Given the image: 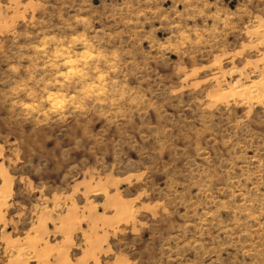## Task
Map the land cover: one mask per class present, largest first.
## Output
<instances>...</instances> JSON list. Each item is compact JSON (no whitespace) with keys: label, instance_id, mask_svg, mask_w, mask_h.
Listing matches in <instances>:
<instances>
[{"label":"rangeland","instance_id":"obj_1","mask_svg":"<svg viewBox=\"0 0 264 264\" xmlns=\"http://www.w3.org/2000/svg\"><path fill=\"white\" fill-rule=\"evenodd\" d=\"M0 264H264V0H0Z\"/></svg>","mask_w":264,"mask_h":264}]
</instances>
